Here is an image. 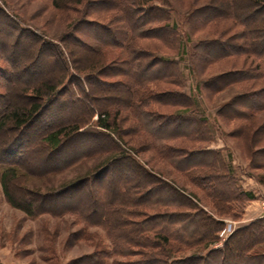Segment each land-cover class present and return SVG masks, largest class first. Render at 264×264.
Returning a JSON list of instances; mask_svg holds the SVG:
<instances>
[{"label":"trees","instance_id":"trees-1","mask_svg":"<svg viewBox=\"0 0 264 264\" xmlns=\"http://www.w3.org/2000/svg\"><path fill=\"white\" fill-rule=\"evenodd\" d=\"M46 1L53 10L68 14L63 19L68 21L67 31L55 38L22 27L0 9V24L1 18L10 22L3 32L38 42L39 49L54 52L52 58L59 63L55 77L21 84L25 77L0 49L4 63L0 66V140L11 126L18 145L9 148L22 152L19 157L13 152L1 162L0 180L8 204L32 217L72 215L85 227L101 228L111 240L112 254L130 259L114 264H264V252L258 250L264 244V220L234 231L221 249L208 248L217 242L223 222L201 209L194 194L145 169L135 152L123 148L127 134L144 137L146 149L208 193L219 215L229 208L228 201L236 199L229 195L232 189L219 153L190 148L210 140L206 122L181 115L193 102L178 92L183 86L178 62L158 56L178 51L181 43L169 0ZM245 1L254 9L241 16L234 11L238 0H224L222 9L217 0H208L204 9L194 8L196 0L182 7L195 29L223 23L219 37L197 43L193 55L201 71L230 58L241 59L239 69L208 78L203 87L215 95L233 85L249 86L217 114L239 124L232 137L247 141L251 165L263 168L264 161L256 158H264V120H257L264 112V28L252 30L250 25L264 22V0ZM11 86H18L22 105L10 101L18 96ZM83 101L86 109L76 111ZM54 110H61L67 120L52 116ZM38 123L42 130L30 138ZM86 138L87 143L90 138L102 144H84ZM176 141L181 145H169ZM96 156L104 159L93 173L56 188L42 191L40 186L21 184L29 177L46 181ZM117 168L136 175L109 186L107 174ZM105 250L74 264H103L99 258L107 255Z\"/></svg>","mask_w":264,"mask_h":264},{"label":"rangeland","instance_id":"rangeland-1","mask_svg":"<svg viewBox=\"0 0 264 264\" xmlns=\"http://www.w3.org/2000/svg\"><path fill=\"white\" fill-rule=\"evenodd\" d=\"M187 1L169 0L172 6L173 25L181 43L178 51H166L167 53L165 54L158 53V56L178 62L177 69L182 75L183 82V86L178 92L186 95L193 102V106L187 111H183L181 115L199 117L206 122L205 133L210 140L204 143H197L190 148L195 147L200 150H211L219 153L223 163L221 166H223V171L227 175L232 189L230 190L231 194H228L236 199L228 201L227 207L229 208L223 209L224 214L219 215L216 212L215 203L208 197V193L199 190L190 183L191 181L187 176L174 171L155 152L146 149L147 141L144 140V137L127 134L124 139L126 142L125 146L121 145L128 153L133 155L132 152H135L137 154L136 159L143 164L145 169H150L153 173L168 182L170 181V184H175L188 194H194L198 200L195 203L201 209L223 222V227L217 234V242L208 247L210 249H221L234 231L246 227L256 220H264V167L257 168L252 166L246 150L248 142H242L232 137V131H235L239 124L227 122L217 114L223 105L234 99L235 96L243 95L249 89V86L247 84L233 85L215 95L209 94L203 87L204 82L208 78L216 77L231 69H239L241 67V59L230 58L221 61L209 66L206 71H201L198 68L199 64L193 55V48L200 41L212 40V38L220 35L223 23L221 22L219 26L218 24L208 23L196 29L191 27L187 18H185ZM223 2L224 0H217L216 2L221 5L220 9L223 8ZM238 2L239 7L234 8L238 16L244 13L247 14L254 9L245 0H238ZM207 3L208 0H196L194 8L204 9ZM182 6L185 7L183 8ZM0 9L7 12L8 16L19 20L22 27L29 28L30 26V28L36 29L39 34L46 35L47 38H55L67 31L66 25L68 21L63 22V19L68 14L53 10L50 7V3L46 0H0ZM71 15L74 16V14ZM1 20L0 49L11 59L16 66L17 72L22 73L25 77L21 80V84L22 82H38L41 79L55 77L59 63L52 58L54 52L41 51L38 42H34L27 37L17 39L14 38L13 32L11 35L8 32H3L2 29L9 26L10 22L5 21L4 18H1ZM250 26L252 30L259 31L258 29L264 28V22L252 23ZM238 30L239 28L237 27L233 32ZM0 66L4 67V63L0 62ZM1 84L2 75L0 73ZM11 87H13L12 89L18 96L16 95L15 98L10 97V101H13L16 105H22V95L17 90L18 86ZM86 106V101H83L76 111L84 110ZM55 110L52 112V116L62 119L64 116L62 117L61 110L58 112ZM124 115L122 113L119 117ZM67 118L63 120H67ZM95 119L96 116L92 118L93 121ZM258 119L260 121L264 120V112L258 114ZM50 120L52 119L50 118ZM128 122H125V127L126 125L128 126ZM42 127V124H35L30 131L29 137L33 138L36 132L42 130ZM12 130L11 126H8L7 131L1 134L0 174L3 168L1 162L7 161L13 156V152L14 157H19L22 153L12 152L9 148L10 146L18 145L17 137H14L15 134ZM87 140L86 138L83 143L88 144L91 141L93 146L102 144L98 141L94 142L90 138L87 143ZM80 144H75V148H78ZM169 145L177 147L181 144L176 141L170 142ZM253 150H255V147ZM4 152L6 153L4 154ZM61 157H64V155ZM102 159L104 157H93L82 162L73 170L52 176L46 181L36 177L23 178L21 184L28 188L40 186L42 191L53 189L77 177L93 173ZM256 161L262 162L264 158L258 156ZM135 173L134 171L124 173L117 168L107 174L110 183L108 185L118 182L120 178L127 180L132 175H136ZM247 193L250 195L247 196ZM188 212L192 213L191 211ZM226 228L227 230L224 232ZM111 244V240L101 228L85 227L83 224L77 223L72 215L55 217L50 214H41L32 217L23 210L11 206L4 196L0 180V264H74L75 261L90 256L93 252H99L101 249H106L105 251L107 252L106 256L99 258V261L103 262V264H114L116 261L125 262L130 260L112 254L115 250ZM258 250L264 252V244ZM193 252L194 250L186 251L184 254H177L176 256L188 255ZM133 259L138 258H131V260ZM224 264H234V262L226 261Z\"/></svg>","mask_w":264,"mask_h":264},{"label":"built area","instance_id":"built-area-1","mask_svg":"<svg viewBox=\"0 0 264 264\" xmlns=\"http://www.w3.org/2000/svg\"><path fill=\"white\" fill-rule=\"evenodd\" d=\"M227 230V228L224 230V232Z\"/></svg>","mask_w":264,"mask_h":264}]
</instances>
